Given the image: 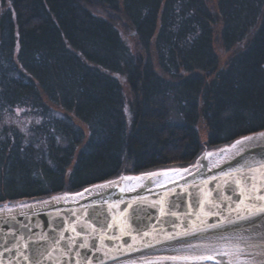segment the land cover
<instances>
[{
    "label": "trees",
    "instance_id": "obj_1",
    "mask_svg": "<svg viewBox=\"0 0 264 264\" xmlns=\"http://www.w3.org/2000/svg\"><path fill=\"white\" fill-rule=\"evenodd\" d=\"M14 111L41 121L26 135ZM260 131L264 0H0V206L187 167Z\"/></svg>",
    "mask_w": 264,
    "mask_h": 264
},
{
    "label": "water",
    "instance_id": "obj_2",
    "mask_svg": "<svg viewBox=\"0 0 264 264\" xmlns=\"http://www.w3.org/2000/svg\"><path fill=\"white\" fill-rule=\"evenodd\" d=\"M262 133L205 153L184 170L122 176L140 179L1 210L0 264H133L199 243L264 238Z\"/></svg>",
    "mask_w": 264,
    "mask_h": 264
},
{
    "label": "rangeland",
    "instance_id": "obj_3",
    "mask_svg": "<svg viewBox=\"0 0 264 264\" xmlns=\"http://www.w3.org/2000/svg\"><path fill=\"white\" fill-rule=\"evenodd\" d=\"M119 28L123 32L124 38L130 43L132 48H135V50H136L135 39L131 35V33L129 32V28L127 26H125L124 24H122V25L119 24ZM218 53H219V56H220L221 61H222L221 65L223 66V63H225L227 61L229 54L224 53L222 50H218ZM4 120H5L4 122L6 124L15 125L18 128H20L21 131L24 132L26 135H29V130L32 127V125L38 124L41 121V119L39 117H36V116H34L32 114H27L24 111L8 112L7 114H5ZM200 135H201L202 140H206V138H207V129L204 126L203 123L200 125ZM223 148H224V146L219 147V148L214 149V150L204 149V151L199 156V158L205 153H211V152L223 149ZM197 160L193 164H191V165H189L187 167H171V168H165V169H160V170H171V169L184 170V169H187L188 167H193L195 165V163L197 162ZM160 170H154V171H150V172H155V171H160ZM150 172H147V173H150ZM139 175H141V174H138V175L122 174L120 177H122V176H139ZM120 177H118V178H120ZM17 204H20V202L1 205L0 206V211L4 210V209H11V208H16L18 206H21V205H17ZM9 206H14V207H9ZM246 253L244 255H242L240 257V259H239V261L243 260V261H241V264H244L245 262L250 261L251 259H254L255 255H256V254L254 255L253 252L247 253V254ZM221 255H218V254L214 255L215 259H213V260H209V259L205 260L207 262H204V259H200L202 261H196L193 264H231L228 261L226 256H221ZM174 261H180V260H168L167 259L165 261H155V263L152 262V263H134V264H192L190 261L189 262H184V260H181L180 262H182V263H174ZM258 264H260V263H258ZM261 264H264V263H261Z\"/></svg>",
    "mask_w": 264,
    "mask_h": 264
},
{
    "label": "bare ground",
    "instance_id": "obj_4",
    "mask_svg": "<svg viewBox=\"0 0 264 264\" xmlns=\"http://www.w3.org/2000/svg\"><path fill=\"white\" fill-rule=\"evenodd\" d=\"M218 154H214L213 157H217ZM253 252L255 257L244 264H258L264 263V238H254L238 241L235 245L226 246H216L207 245L203 243L196 244L195 247L191 249H176L173 251H168L161 253L162 256L166 258H154L151 257L150 260H139L132 262L134 263H144L148 261H162L164 259L168 260H195L196 257H202L210 254L226 253V257L231 264H241L239 261L240 257L245 253ZM246 253V254H247Z\"/></svg>",
    "mask_w": 264,
    "mask_h": 264
},
{
    "label": "snow or ice",
    "instance_id": "obj_5",
    "mask_svg": "<svg viewBox=\"0 0 264 264\" xmlns=\"http://www.w3.org/2000/svg\"><path fill=\"white\" fill-rule=\"evenodd\" d=\"M262 136H264V133H262L261 134ZM246 139H251V138H246ZM243 144V141H237L236 142V145H242ZM236 145H233L232 147L233 148H235L236 147ZM209 156H211L212 154L211 153H209L208 154ZM261 168H264V165H261L260 166ZM253 171H259V169H256V170H253ZM148 175H150V176H155V175H158L157 173H150V174H148ZM121 179H123V180H133V179H140V178H135V177H122ZM259 199H264V195H262V196H260V197H258ZM259 211H264V208H259L258 209ZM227 255L226 253H218V255ZM200 259H209V260H213V259H215V257L213 256V255H208V256H202V257H200Z\"/></svg>",
    "mask_w": 264,
    "mask_h": 264
}]
</instances>
